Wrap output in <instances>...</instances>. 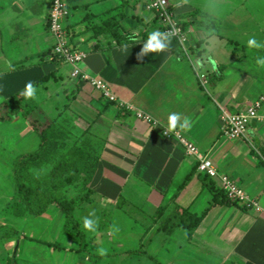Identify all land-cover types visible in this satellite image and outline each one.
Segmentation results:
<instances>
[{"label": "crops", "instance_id": "obj_1", "mask_svg": "<svg viewBox=\"0 0 264 264\" xmlns=\"http://www.w3.org/2000/svg\"><path fill=\"white\" fill-rule=\"evenodd\" d=\"M65 2L70 43L85 55L82 71L104 81L117 101L71 78L72 67L50 56L51 0H0V171L5 164L12 182L9 203L0 197L7 206L0 211V262L198 264L213 254L215 264H264V101L244 138L226 139L220 122L221 111L239 113L264 99V67L255 63L264 47L247 44H264V0H169L187 33L186 53L168 38L167 49L142 60L137 55L150 33L163 31L147 0ZM211 19L219 22L214 32ZM29 82L37 89L32 98L21 94ZM15 98L29 119L64 115L73 134L103 143L92 195L75 211L84 248L63 233L65 218L54 206L40 216L14 212L13 163L39 148L27 120L7 121L3 107ZM173 112L191 128L171 130L207 154L255 206L228 202L218 180L198 172L177 140L163 136ZM91 212L94 232L83 227Z\"/></svg>", "mask_w": 264, "mask_h": 264}, {"label": "trees", "instance_id": "obj_2", "mask_svg": "<svg viewBox=\"0 0 264 264\" xmlns=\"http://www.w3.org/2000/svg\"><path fill=\"white\" fill-rule=\"evenodd\" d=\"M209 24L213 32L218 29L219 22L211 19ZM3 108L7 121L22 116L39 138L37 151L17 157L13 163L15 214L40 216L54 206L64 215L63 233L84 248L86 244L75 211L92 195L89 185L103 143L88 138L84 132L79 136L73 134L74 125L64 115L45 123L29 119L27 105L19 99L6 103ZM0 121L6 119L0 115ZM179 225L185 227L184 222L180 221ZM188 228L191 232L192 227Z\"/></svg>", "mask_w": 264, "mask_h": 264}, {"label": "built area", "instance_id": "obj_3", "mask_svg": "<svg viewBox=\"0 0 264 264\" xmlns=\"http://www.w3.org/2000/svg\"><path fill=\"white\" fill-rule=\"evenodd\" d=\"M146 9L162 23L163 31L168 38L175 40L177 46L186 53L188 37L186 31L178 24L175 12L169 7V0H147ZM69 15L65 0H51V9L48 15V29L54 38V45L50 51L52 58L58 59L64 64L72 67L71 78L89 84L104 99L116 102V97L111 93L107 84L99 79L89 76L82 71L81 65L84 62V53L73 48L66 29V20ZM199 84L206 87L207 79L199 75ZM264 99L258 98L248 107L239 113L229 114L225 111L220 113L221 130L228 140H236L245 137L247 126L252 120H260L258 111L261 109ZM149 122V117H142ZM165 138L174 137L184 149L185 155L195 160L197 171L201 174L218 180L219 189L224 193L228 202L233 204L244 203L255 206L239 186L226 175L218 173L207 154H203L191 142H189L179 131L164 130Z\"/></svg>", "mask_w": 264, "mask_h": 264}, {"label": "clouds", "instance_id": "obj_4", "mask_svg": "<svg viewBox=\"0 0 264 264\" xmlns=\"http://www.w3.org/2000/svg\"><path fill=\"white\" fill-rule=\"evenodd\" d=\"M169 39L168 37L160 32L159 30L152 31L148 36L147 40L143 43L141 51L137 55L138 60H142L149 53H160L169 47ZM249 48H262L264 44H260L257 42L255 38H250L247 41ZM257 66L264 67V57H258L255 61ZM37 93L36 87L31 83H27L25 85L24 91L21 93L26 98L35 97ZM169 129H175L178 125L181 129H190L191 124L188 119H182L181 114L173 112L170 113L167 117ZM94 212L89 213L87 216L83 217V227L88 230L94 232L96 230L97 221L94 218ZM100 254H104V249H100Z\"/></svg>", "mask_w": 264, "mask_h": 264}, {"label": "rangeland", "instance_id": "obj_5", "mask_svg": "<svg viewBox=\"0 0 264 264\" xmlns=\"http://www.w3.org/2000/svg\"><path fill=\"white\" fill-rule=\"evenodd\" d=\"M39 92L40 93H43L44 91H39ZM47 93L49 94L50 91H48ZM46 96H47V94H46ZM47 104L52 105L53 102L50 101ZM44 110L47 113H49L50 110L48 108V105H47V108H45ZM52 117H53V115H52ZM52 117H50L49 120H51ZM5 142H6V137H5ZM0 162H1V160H0ZM1 163H3V162H1ZM8 163H9V161H8ZM4 167H6L5 164L2 166V168H3L2 171H0V197H2L3 200L6 199L5 200V204H6V203H9V201H10L9 199L12 197V186H11L12 185V182H11V174H10V171H7V169H5V171H4ZM1 201L2 200L0 199V208L2 209V210L0 209V211H4L3 209L6 208L7 206L4 203H2ZM0 229H3V228H0ZM88 240L90 241V238H88ZM2 243H3V241L0 240V245ZM36 251L37 250H35V251H33L32 253H29V254L36 255L35 254ZM48 253H49L48 251H46V254L43 253V258L44 257H47L48 258ZM0 254H1V246H0ZM203 258H204V260H201L200 261L201 263H198V264H215V263H217L219 261L216 257L215 258L213 257V254H206ZM79 261H81V260H79ZM84 261H86V259H84ZM82 263L83 264H86V262H82ZM0 264H5V262L4 261H1ZM109 264H114V263H109Z\"/></svg>", "mask_w": 264, "mask_h": 264}]
</instances>
